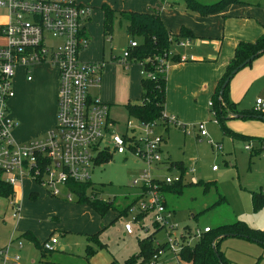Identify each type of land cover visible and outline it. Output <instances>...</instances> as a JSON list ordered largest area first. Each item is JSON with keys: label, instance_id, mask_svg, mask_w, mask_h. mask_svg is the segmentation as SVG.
I'll use <instances>...</instances> for the list:
<instances>
[{"label": "crops", "instance_id": "1", "mask_svg": "<svg viewBox=\"0 0 264 264\" xmlns=\"http://www.w3.org/2000/svg\"><path fill=\"white\" fill-rule=\"evenodd\" d=\"M79 1L93 9L86 25L90 44L81 53V58L88 62L103 63L100 83L90 88V95L109 106V117L114 123L116 121L111 117V111L124 108L128 103L141 102L144 70L140 63L130 61L129 65L125 66L120 62L124 51L134 39L128 35L127 22L119 13L115 15L112 34L105 35L104 12L101 9L104 4L117 12L158 11L172 34H179L183 26L193 34L192 38L181 39L188 43L187 46H172L177 60L169 63L171 65H168L166 72L164 110L176 116V121L180 123L201 120L209 109L212 110L209 101H213L215 90L227 63L234 55L235 47L241 41L253 42L264 34L262 0H240L218 12L206 15L190 10L184 0ZM198 1L213 3L216 0ZM6 18L5 14L0 16V25ZM115 20L119 21L118 29L115 28ZM235 76L230 84L229 94L230 99L237 103L240 109L236 90L244 86L249 78L264 77V54L256 58L250 66L239 70L233 78ZM14 89L15 96L11 100L10 108L17 121L13 131L16 141L24 142L41 137L55 127L58 70L54 66L38 64L31 80H28L24 68L20 67L16 73ZM257 99L252 109L257 108ZM261 106L264 108V101ZM234 118L230 115L228 117ZM231 131L237 136H244L236 132L237 130ZM197 135L201 136L199 130ZM164 158L165 161L160 164L158 171L163 170L164 166L167 170L179 173L175 166L170 169L171 157L167 154ZM135 160L142 164L138 159ZM181 163L187 169L186 174H192L198 179L194 164L190 166L182 161ZM189 168L195 169V172L188 173ZM14 193L19 206L16 217L13 216L14 210L9 199L0 196V249L9 248L11 259L8 264H14L15 254L20 255L17 264H122L131 256L119 263L115 259L105 257L101 250L93 254L91 259L86 258L87 247L93 250L98 248V243L90 241L88 236H99L112 221L121 217L118 211L113 210L101 216L89 205L67 200L65 196L54 197L29 180L16 184ZM25 232H30L40 244L51 237L57 238L54 250L46 256V260L50 262H42V250L33 241L21 237ZM19 242L22 243V248L18 247Z\"/></svg>", "mask_w": 264, "mask_h": 264}, {"label": "built area", "instance_id": "2", "mask_svg": "<svg viewBox=\"0 0 264 264\" xmlns=\"http://www.w3.org/2000/svg\"><path fill=\"white\" fill-rule=\"evenodd\" d=\"M0 8L5 10L7 17L0 25L1 179L13 188L19 182L29 180L54 197L65 196L70 199L72 193L68 183L90 181L93 167L104 165L97 162L103 155L113 157L131 154L145 167L131 179L133 185L142 189V194L139 204L128 211L130 214L137 207L139 214L131 216L124 226L125 230L132 234V222H140L142 219L139 215L150 212L154 213L153 225L166 228L172 212L164 203L160 181L171 184L182 177L177 173L159 179L151 172L153 164L165 161L160 146L163 137L153 135V126L157 123H141L143 134L137 135L134 133V123L128 120L126 130L132 134L121 136L114 131L109 106L99 98L91 97L90 88L99 85L103 68V63L88 62L81 58V53L90 44L86 25L93 9L79 0H0ZM185 43L180 41L178 44ZM136 45L137 42L132 40L124 51L120 62L125 66L129 65V48ZM168 54L172 55L173 52ZM159 61L160 67L167 72L169 61L165 57ZM42 63L58 70L57 122L45 135L18 142L13 136L17 121L10 108L15 96L16 73L20 67L24 68L28 80H31L34 68ZM148 77H153V74H148ZM209 104L212 105V102ZM261 104L262 100L257 99V110H263L262 107L259 109ZM162 117L169 124L177 123L174 116L169 117L165 112ZM197 127L201 136L207 135L203 124ZM245 148L252 151L253 142H249ZM188 171L193 173L195 169L189 168ZM190 182L197 183L198 179L193 176ZM9 201L14 210L13 216L16 217L19 206L15 197ZM140 225L144 227L143 223ZM176 227L170 226V229ZM209 229V226L198 229L194 237L198 239ZM57 241L56 237H51L42 246L52 251ZM166 242L168 247L154 255L149 264H166L164 258L169 254L174 259L167 264H181L178 256L179 240L169 235ZM18 247L22 248L21 242ZM13 258L14 264H17L20 255L15 254ZM10 259L9 248L0 249V264H8Z\"/></svg>", "mask_w": 264, "mask_h": 264}, {"label": "rangeland", "instance_id": "3", "mask_svg": "<svg viewBox=\"0 0 264 264\" xmlns=\"http://www.w3.org/2000/svg\"><path fill=\"white\" fill-rule=\"evenodd\" d=\"M3 14L5 10L0 8V16ZM117 25L119 21L115 20V28L118 29ZM187 44L185 43V46ZM170 59L171 57L167 59L169 61L167 69L169 63L173 62ZM235 94L239 107L251 111L257 98L264 101V77L249 78L244 86L236 90ZM210 107L212 110L209 109L206 115L196 122L181 121L180 123L177 120V124L173 123L168 129L160 124L153 126L154 137L159 135L163 137L160 144L162 157L168 154L172 161H182L190 166L194 164L196 176L199 179L198 185L193 183L183 188L180 195L176 193L165 195L172 214L166 228L155 235V244L165 242L169 235L176 237L181 244L180 236L186 226L191 231V237L187 239L189 245L195 244L196 231L205 226L215 229L223 224L243 221L253 229H264V203L255 208L252 202V192L258 191L264 194V151L257 154L246 150L245 146L249 143L247 139L225 133L222 127L225 125L227 129L237 130L236 132L244 136L264 138V120L238 117L222 120L220 124L213 106ZM259 107L261 109L262 106ZM261 111L264 117V108ZM164 112L169 117L174 116L166 110ZM110 113L116 121L113 126L115 133L130 136L132 132L127 131L125 125L128 120H131L136 127L134 133L143 134L140 128L141 122L134 117H129L125 107ZM200 123L207 131L206 136L197 135L196 128ZM142 164L137 163L131 154L129 156L114 155L110 162L93 167L90 181L100 198L115 201L122 208L126 207L132 199H138L136 204H139L138 197L141 196L142 189L133 185L131 179L134 174L144 169L145 165ZM159 166V163L153 164L151 171L159 179L176 174V171L167 170L164 166L163 170L158 171ZM213 167H216V170H213ZM191 176L193 175L186 174L185 183L190 182ZM206 186H208L207 190ZM221 197L224 201L214 206ZM67 200L76 201V197L71 194L70 199L67 198ZM111 211L113 210L109 212ZM138 214V208L135 207L128 216H121L112 221L98 236L103 245L95 248L93 254L102 250L105 257L121 263L126 257L138 253L140 250L138 240L154 231V213H148L140 222H132L133 233L127 234L124 228L126 222L131 220L132 215ZM141 223L144 226L142 228ZM174 225L177 227L171 230L170 226ZM219 247L233 264H264V245L248 238L224 237L220 240ZM173 259L174 256L169 254L164 258V262L169 263Z\"/></svg>", "mask_w": 264, "mask_h": 264}, {"label": "trees", "instance_id": "4", "mask_svg": "<svg viewBox=\"0 0 264 264\" xmlns=\"http://www.w3.org/2000/svg\"><path fill=\"white\" fill-rule=\"evenodd\" d=\"M184 1L190 10L206 15L218 12L226 6L239 2L240 0H216L213 3H204L198 0ZM101 9L104 12V33L106 36H110L112 34L115 15L119 13L127 22L126 31L128 35L137 42L135 47L129 48L128 59L129 63L130 61L136 62L142 64L143 66V92L140 103H128L125 106L129 117H134L143 124L157 123L168 129L172 124H169L168 121L162 117L166 101L167 76L166 71L160 67L159 59L162 57H165L166 59L171 57L170 61L177 60L176 55L168 54L173 50L172 46L178 44L181 39L192 38L193 34L185 26L181 28L179 34H172L166 28L158 11L117 12L106 4H104ZM261 49H264V34L253 42L241 41L235 47L234 55L227 63L225 72L218 83L212 101L213 110L220 124H222V120L228 119L230 114L241 115V118L256 119H259L258 116H262L263 113L261 110L252 109L250 111L246 109H238V104L230 99V83L224 90L222 100H219L220 89L232 70H234L239 64L244 62L250 56L256 54ZM253 61L247 66H250ZM148 74H153V77H148ZM222 127L225 133L237 136V134L232 132L230 129H227L225 125ZM241 137L247 139L249 142H253L256 145H254L256 148H253L252 150L254 153L260 154L263 152L264 138L256 136ZM111 159V156L103 155L97 162L106 164L110 162ZM171 163L172 166L170 169H173L175 166L182 179L171 184H166L164 181H160V191L164 195V203L167 208L168 203L165 197L167 193H176L180 195L183 192V188L193 185L192 182L185 183L184 181V177L187 172L186 167H184L181 162L171 161ZM198 184L199 181L194 183V185ZM68 186L71 193L75 195L76 202L89 205L101 216L106 215L110 210L118 211L120 216H128L129 209L138 201V199H132L127 203L126 207L122 208L120 205H117L115 201L100 198L98 193L95 192L96 189L93 187L91 181H72L68 183ZM207 188L208 186L205 187L206 190ZM0 196L8 199L15 197L14 188L6 184L1 179V177ZM138 198L140 199V197ZM223 201L224 199L221 197L218 202L214 203V206L221 204ZM252 202L255 208L260 207L264 203V194L258 191L252 192ZM168 210L170 211L169 208ZM144 216L145 214L142 213L139 215V218L143 219ZM153 227L154 231L152 233H149L146 237L140 238L138 240L140 248L139 252L128 257L122 264H149L152 261L154 255L158 254L160 250H164L168 247V243L166 241L158 242L157 244L154 243L155 235L165 227L156 224H154ZM209 228L210 229L208 232H204L200 235L194 245H189L187 243V239L191 237V231L188 226L185 227L180 236L182 243L179 245L178 253L181 264H233L229 259H227L224 252L219 247L220 240L228 236H241L264 245V229H253L243 221H236L231 224H223L221 226H217L215 229H212L211 227ZM21 237H26L33 241L34 244L42 250V262H50L46 260V256L51 251L45 250L42 244H40L35 238V236H33L30 232H25ZM88 238L90 241L98 243V246L103 245L99 241L97 234L93 236L89 235ZM93 253L94 250L91 247H87L86 258H89Z\"/></svg>", "mask_w": 264, "mask_h": 264}, {"label": "water", "instance_id": "5", "mask_svg": "<svg viewBox=\"0 0 264 264\" xmlns=\"http://www.w3.org/2000/svg\"><path fill=\"white\" fill-rule=\"evenodd\" d=\"M263 53H264V49H261L256 54L250 56L244 62H242L241 64H239L234 70H232V72L225 79V81H224V83H223V85H222V87L220 89V92H219V100H222V96H223L224 90H225L226 86L230 83V81L233 78V76L236 73H238L239 70H241L242 68H244L245 66H247L250 62H252L255 58H257L259 55H261ZM230 115H231V117H235V118L242 117L241 115H237V114H230ZM258 117H259V119L264 120V117L263 116H258ZM165 158L167 159V156ZM214 249L216 251L215 246H214Z\"/></svg>", "mask_w": 264, "mask_h": 264}, {"label": "bare ground", "instance_id": "6", "mask_svg": "<svg viewBox=\"0 0 264 264\" xmlns=\"http://www.w3.org/2000/svg\"><path fill=\"white\" fill-rule=\"evenodd\" d=\"M176 245H178V244H176ZM180 245V244H179Z\"/></svg>", "mask_w": 264, "mask_h": 264}]
</instances>
